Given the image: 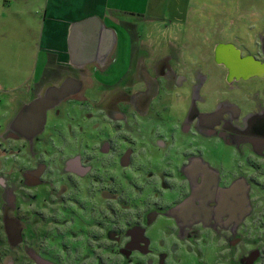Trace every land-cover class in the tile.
<instances>
[{
	"label": "flooded vegetation",
	"instance_id": "af4514ba",
	"mask_svg": "<svg viewBox=\"0 0 264 264\" xmlns=\"http://www.w3.org/2000/svg\"><path fill=\"white\" fill-rule=\"evenodd\" d=\"M256 41L215 45L210 66L130 44L43 66L19 99L6 83L0 149L24 169L0 176V264H264V29Z\"/></svg>",
	"mask_w": 264,
	"mask_h": 264
},
{
	"label": "rangeland",
	"instance_id": "374dc122",
	"mask_svg": "<svg viewBox=\"0 0 264 264\" xmlns=\"http://www.w3.org/2000/svg\"><path fill=\"white\" fill-rule=\"evenodd\" d=\"M3 1L6 0H0V15H3V18L0 17V78H9L13 83L18 80V86L13 87L11 84L9 87L15 89L14 97L19 99V93L24 91L25 82L30 77L32 80L39 77L41 67L44 66L37 65L35 62L31 68L34 50L30 45L33 44L34 37L38 38V23L43 15L42 7L45 0H26L25 6L22 5V1L7 0L10 3L9 8ZM175 6L180 8L179 11L174 12L172 10L174 5L165 3L163 5L165 10L162 11L163 8L160 10L163 19L153 24L148 21L139 22V32L148 45H154L153 48H155L158 44V50H166L169 52L168 55L172 54L179 60L188 54V58L203 60L207 66H210L212 49L219 43L234 44L244 54H248L252 43H257V33L264 29V0H180V3ZM3 7L4 9H1ZM126 25L133 53L144 55L145 52L136 46L140 37L137 28L132 29L131 24ZM167 44L171 48L170 51L165 46ZM68 74L70 73L63 72L62 76L65 77ZM82 79L84 86L88 87L87 78ZM5 86L7 87L5 82L1 83L0 93L7 91ZM0 98L3 96L0 95ZM28 109L29 107L21 111L18 122L22 123L24 113ZM15 150L9 153V151L1 152L0 149V176L4 178V173L24 169V162L17 154H14ZM125 171L128 174V171L132 172L133 169ZM149 182L146 181V183ZM4 189L8 191L5 186ZM67 197L82 201V198H86V192L83 193L82 198L76 197V193ZM131 201L135 202L133 199ZM152 201V196L148 195L143 202L151 203ZM114 212L113 217L116 218L119 212L117 210ZM80 215L79 217L85 220V216H82V213ZM94 220L97 225L101 223V213L100 215L96 213ZM111 220H113L112 215ZM95 231L97 232V226ZM154 234H157V230ZM111 264H117V261L111 259Z\"/></svg>",
	"mask_w": 264,
	"mask_h": 264
},
{
	"label": "crops",
	"instance_id": "0c3cea01",
	"mask_svg": "<svg viewBox=\"0 0 264 264\" xmlns=\"http://www.w3.org/2000/svg\"><path fill=\"white\" fill-rule=\"evenodd\" d=\"M18 1L25 6L26 0ZM3 2L10 7L9 1ZM165 3L173 4L174 12L180 9L175 6L180 0H45L43 15L40 20L37 17L38 38L30 45L34 50L31 68L35 62L47 67L91 68L99 60L126 59L123 53H128L131 43L124 31L126 24L139 32V22L153 24L163 19L160 10ZM139 44L141 49L159 48L143 39ZM3 82L17 85L18 80L13 83L1 77L0 85Z\"/></svg>",
	"mask_w": 264,
	"mask_h": 264
},
{
	"label": "water",
	"instance_id": "95a60500",
	"mask_svg": "<svg viewBox=\"0 0 264 264\" xmlns=\"http://www.w3.org/2000/svg\"><path fill=\"white\" fill-rule=\"evenodd\" d=\"M228 47V48H227ZM225 49H231V50H233V48L231 47V46H220L219 48H216V50H215V59L219 62V63H222V64H224L225 66H226V62L225 63H223L224 61H222V60H220V59H222L221 58V51H223V50H225ZM227 68V67H226ZM237 69H240L239 67L237 68ZM42 117L44 118V112L42 113Z\"/></svg>",
	"mask_w": 264,
	"mask_h": 264
}]
</instances>
